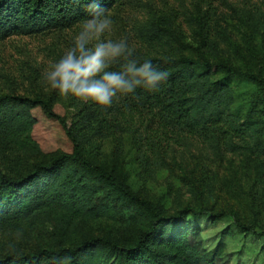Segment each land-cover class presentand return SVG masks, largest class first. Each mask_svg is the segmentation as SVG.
<instances>
[{"label": "trees", "instance_id": "obj_1", "mask_svg": "<svg viewBox=\"0 0 264 264\" xmlns=\"http://www.w3.org/2000/svg\"><path fill=\"white\" fill-rule=\"evenodd\" d=\"M116 1L101 4L106 9ZM87 16L83 0H0V39L69 28ZM246 24L248 46L257 54L253 42L264 40V11H249ZM221 44L203 36L195 54H137L167 71V81L158 90L119 94L109 107L76 98L70 124L56 112L61 98L56 90L48 96L0 95V156L6 158L0 166V228L49 223L59 240L55 249L11 250L0 256V264H224V245L209 250L201 228L189 219L206 208L187 204L171 213L89 155L97 141L99 148L116 135L120 147L130 139L148 173L165 167L177 146H201L214 156L264 155V73L219 60ZM43 119L61 123L71 148L32 161L47 152ZM126 202L143 219L137 233L125 241L72 240L84 222L111 216ZM229 214L240 229L252 231L236 211Z\"/></svg>", "mask_w": 264, "mask_h": 264}, {"label": "rangeland", "instance_id": "obj_2", "mask_svg": "<svg viewBox=\"0 0 264 264\" xmlns=\"http://www.w3.org/2000/svg\"><path fill=\"white\" fill-rule=\"evenodd\" d=\"M255 8L264 11V0H118L106 8L113 21L107 38H127L136 54L155 56L195 54L206 36L222 42L224 51L218 54L219 60L264 73V40L253 42L257 48V54H253L245 36L246 15ZM80 23L0 39V95L48 96L51 88L43 80V73L70 46ZM238 47L242 53L236 51ZM76 98L61 95L56 104V112L69 124ZM41 122L48 131V141L42 145L47 152L32 161L50 160L60 151L70 150L59 121ZM36 136L41 142V137ZM117 139V135L104 139L99 148L97 141L89 152L90 158L120 176L140 195L161 202L171 213L187 204L206 208L204 214L189 219L201 228L209 250L224 245V264H264V155L214 156L201 146H177L165 167H152L155 171L148 173L130 139L125 138L123 147L118 146ZM5 160L0 156V166ZM133 206L119 203L113 215L84 222L72 240L109 236L125 241L143 227V219ZM230 210L236 211L252 231L240 229ZM222 212L224 215L217 220L212 217ZM57 234L49 223L18 231L2 227L0 256L11 250L55 249L59 245Z\"/></svg>", "mask_w": 264, "mask_h": 264}, {"label": "clouds", "instance_id": "obj_3", "mask_svg": "<svg viewBox=\"0 0 264 264\" xmlns=\"http://www.w3.org/2000/svg\"><path fill=\"white\" fill-rule=\"evenodd\" d=\"M88 16L60 58L44 71L43 80L62 96L71 95L109 107L119 95L138 88L158 90L169 73L142 59L127 38L109 39L113 21L101 0H83Z\"/></svg>", "mask_w": 264, "mask_h": 264}]
</instances>
